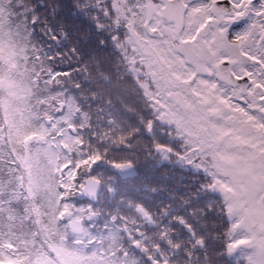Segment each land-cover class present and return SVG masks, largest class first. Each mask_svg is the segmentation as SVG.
Wrapping results in <instances>:
<instances>
[{
	"label": "snow or ice",
	"instance_id": "6c2138e0",
	"mask_svg": "<svg viewBox=\"0 0 264 264\" xmlns=\"http://www.w3.org/2000/svg\"><path fill=\"white\" fill-rule=\"evenodd\" d=\"M133 2L132 12L144 7L129 0L125 8ZM156 5L142 25L143 39L124 31L125 24L133 27L131 14L117 0H35L20 7L25 34L49 49L67 40L86 45L91 33L106 34L114 48L127 38V49L117 50L169 141L156 150L163 162L194 175L201 198H213L203 214L210 226L201 229L207 239L201 236L200 259L264 264V0ZM84 31L90 35L79 40L75 33ZM94 44L106 47L99 39Z\"/></svg>",
	"mask_w": 264,
	"mask_h": 264
},
{
	"label": "rangeland",
	"instance_id": "374dc122",
	"mask_svg": "<svg viewBox=\"0 0 264 264\" xmlns=\"http://www.w3.org/2000/svg\"><path fill=\"white\" fill-rule=\"evenodd\" d=\"M34 2L35 0H26L28 4H34ZM16 3L19 4L21 1L18 0ZM148 3L150 13L155 8L151 0H148ZM105 25L108 28L111 27L107 25V22ZM89 35L88 31L75 33L79 40H86ZM91 36L92 42L86 45H81L75 40L63 41L62 47L53 45L51 57L41 54L42 49L48 48V45L39 38L32 50L36 60L29 65L26 71L18 73L27 78L36 74V79L42 83L45 82V73L59 69L58 79L49 83V89H38V94L51 101L46 104L40 102L39 107L54 114L59 109L60 103L65 102V94L58 93L59 87L69 84L70 89L75 91L77 99L90 115L91 122L85 126L88 133L86 138H83V143L85 142L87 148L88 162L76 167L77 190L75 196L84 187L88 177L100 179L103 186L96 204H92L91 213L84 219L73 222L72 229L79 231L82 225L96 224L100 220L115 221L124 228V246L134 250L135 255L141 260V264H159L157 260L148 261V255L153 254V251L146 246L145 241L140 243L136 237L137 232L144 231L150 239L156 237L155 240H159L158 243L166 235L169 238L180 237L179 239L182 240L181 236L176 235L177 231L186 235H189L190 232L180 230L183 221L182 223L178 221L176 213L183 212L180 207L184 206L186 209L187 202L185 203V201L192 197L195 198V201L197 200V203L202 201L201 209L207 196L201 198L199 189L193 186L196 178L192 173L184 171L174 161L163 162L161 152L156 150L157 144L167 143V141L162 136V140L155 142V135L149 132V125L152 126V130L155 125L152 105L143 91L136 88L134 82L129 78L128 63L124 55L117 50V48L127 49V38L121 36L117 42V48H114V42L107 40L106 34L91 33ZM97 39L102 40L106 47L96 46L94 41ZM76 48L80 50L73 55V50ZM128 55L131 57L130 52ZM4 68L0 61V98L4 93L1 85V72ZM123 83L125 86L121 89L119 86ZM140 83L146 86L148 81L142 80ZM120 98L124 101L121 102ZM120 106L123 110H120ZM123 116L124 123L130 119L140 124L138 128L141 131L144 128L146 131L139 132L135 128L129 133L132 127L121 130L119 126ZM115 117L118 118L116 123ZM145 123L148 124L144 126ZM6 142L5 127L0 111V224L23 232L38 233L40 222L33 217L31 201L24 185L23 164L33 141L20 147L21 159L13 160L17 169H12L9 166L10 160L8 159L11 153ZM138 148H145L141 155L136 154L135 150ZM145 153H150L151 156L143 155ZM152 155L158 156L157 162L152 163ZM129 161H132L137 167L138 175L135 178L121 179L118 175L119 167L117 165ZM163 163L177 168L170 171V175L176 176L177 179L157 177L162 173L165 177L169 175L166 169L161 170ZM164 167L167 168V165ZM158 200H161L160 203H164L165 206L159 210L158 214L156 212L155 214ZM197 203L193 204L196 208L199 207ZM176 205H179L178 208L175 207ZM140 207L152 211L154 215L160 217V220L157 219L152 226L148 223V213L146 211L140 213ZM173 208L175 212L169 211ZM192 210L193 213L189 215V219H192L191 225L201 229L198 222L200 215L198 211ZM164 214L169 216V220L167 219L169 223L166 226V232L162 233L161 220H164ZM130 226L133 228L132 231ZM196 234L190 235V238H197L195 241L186 237L185 247H180L181 249L177 253L178 258L181 256L180 260L178 258L174 260L176 257L173 250L175 245H171L170 251H166L168 249L163 247L160 255L157 254L161 258H165L163 264L168 262L167 259L172 261V264H206V259H200L197 249L201 247V239ZM157 247L158 245L155 244L154 251L157 250ZM189 249L191 250L189 251ZM43 250L46 253L52 252L51 255L54 257V260H47L45 264H82L80 258L62 248H55L54 251L46 248Z\"/></svg>",
	"mask_w": 264,
	"mask_h": 264
},
{
	"label": "trees",
	"instance_id": "16d2710c",
	"mask_svg": "<svg viewBox=\"0 0 264 264\" xmlns=\"http://www.w3.org/2000/svg\"><path fill=\"white\" fill-rule=\"evenodd\" d=\"M17 1L0 0V61L5 67L1 72V85L4 93L0 98V111L5 127L6 144L11 153L8 159L10 160L9 166L12 169H17L13 160L21 159L20 147L33 141L23 164L24 185L31 201L33 217L40 222V227L38 233H31L0 224V264H45L47 260H54L52 252L46 253L43 248L52 251L55 248L67 250L80 258L82 264H141V260L135 255L134 250L124 246L125 231L117 222L100 220L96 224L82 225L79 231L72 229V223L84 219L91 213V207L95 204L90 201H78L75 196L77 190L76 167L88 162L87 148L85 142L83 143V138H86L88 129L85 126L91 122V118L77 99L75 91L70 89L69 84L59 87L58 90L59 94H65V106L61 111L58 109L52 114L49 110L39 107L40 102L46 104L51 101L38 94V89H49V83L58 79L60 70L54 69L45 73V82L42 83L36 79V74L27 78L18 73L26 71L29 65L36 60L32 50L39 38L29 39L22 27L24 21L21 18L20 5L31 7L33 3L28 4L26 0H20L21 3L17 4ZM117 2L123 14H131L129 21L133 27L129 29L125 24L124 31H131L143 39L142 25L147 22L146 18L149 15L148 11H144L147 9L144 2L141 0L144 7L138 9L137 12H132V8L137 7L134 2L128 8H125V4H128L129 0H117ZM41 54L48 57L53 55L51 49L47 47L42 49ZM133 84L138 88L136 83ZM124 86L125 83L119 87L122 89ZM119 100L124 101L122 98ZM120 110H123L121 106ZM124 116L119 126L121 130L132 127L129 133L135 128L139 132L146 131L145 128L141 131L138 128L140 124L130 119L124 123ZM48 117H51V122L47 120ZM116 120H118L117 117H115V123ZM153 121H155V125L151 133L155 135V142H157V140H162V136L159 134L160 125L156 123L155 116ZM147 124L145 123L144 126ZM71 127L75 128L76 133H73ZM164 138L168 143L167 137ZM144 149L138 148L135 150L136 154L141 155ZM143 155L151 156L150 153ZM152 157V163L157 162L158 156L152 155ZM165 165L167 168L164 167ZM161 167V170L166 169L169 175L165 177L163 173L158 174V178L177 179L176 176L170 175V171L177 168L170 167L167 163H163ZM211 199H213L211 196H207L201 209L202 201L197 203L194 197L185 201V203L187 202L186 209L184 206L180 207L184 212V214L183 212L176 213L178 221L181 223L183 221L180 230L190 232L189 235H186L177 231L176 235L181 236L182 240L179 239L180 237L169 238L166 235L158 243L159 240H155L156 237L150 239L144 231L140 230L142 233L141 236H136L137 239L140 243L145 241L146 246L153 251V254L148 255V261L157 260L159 264H163L165 258H161L157 254L160 255L163 247L168 249L166 251H170L171 245H175L173 250L176 257L174 260H177L180 247H185L186 237L190 238V235L195 233H197V237L200 236V239L202 235L207 239V235L202 233L201 229L210 226V222L203 219V214ZM160 202L161 200L157 201L154 213L158 214L159 210L165 206ZM194 203L199 204V207L196 208ZM75 205H77L76 208L72 210ZM178 206L175 207L178 208ZM140 209L148 213V223L152 226L157 219L160 220V217L154 215L152 211L142 207ZM192 209L194 212L198 211L200 215L198 222L201 229L191 225L192 219H189V215L193 213ZM174 210V208L173 210L169 209V211ZM69 212H71L70 215ZM167 219L169 220V216L164 214V220H161L162 233L166 232V226L169 223ZM130 230L132 231L133 228ZM191 231L193 232L191 233ZM190 239L195 241L197 238ZM155 244L158 245L156 251H154ZM13 257L15 258L13 259ZM180 259L181 256L178 260ZM167 261L164 264L173 263L168 259Z\"/></svg>",
	"mask_w": 264,
	"mask_h": 264
},
{
	"label": "water",
	"instance_id": "95a60500",
	"mask_svg": "<svg viewBox=\"0 0 264 264\" xmlns=\"http://www.w3.org/2000/svg\"><path fill=\"white\" fill-rule=\"evenodd\" d=\"M64 102L60 104V110L63 108ZM125 167L120 168L118 170L119 175L122 178H130L135 177L138 173L135 166L128 162L124 163ZM102 188V182L94 177H89L85 181L84 187L80 190V192L77 194L78 199H88L90 201L96 202L98 199V196L100 194ZM143 210L140 209V213H142Z\"/></svg>",
	"mask_w": 264,
	"mask_h": 264
},
{
	"label": "flooded vegetation",
	"instance_id": "af4514ba",
	"mask_svg": "<svg viewBox=\"0 0 264 264\" xmlns=\"http://www.w3.org/2000/svg\"><path fill=\"white\" fill-rule=\"evenodd\" d=\"M143 2H144V5L146 6V8H147V10H148V13H149V8H148V5H149V3H148V0H142ZM154 4H153V6H154V8H156L157 7V5H156V0H151ZM134 35H136V34H134ZM135 37H137V38H140L139 36H135ZM140 39H142V38H140ZM141 232V231H140ZM142 233V232H141ZM141 233H140V236H141Z\"/></svg>",
	"mask_w": 264,
	"mask_h": 264
}]
</instances>
